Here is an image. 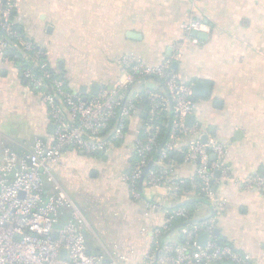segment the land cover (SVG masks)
Masks as SVG:
<instances>
[{
  "label": "crops",
  "instance_id": "obj_1",
  "mask_svg": "<svg viewBox=\"0 0 264 264\" xmlns=\"http://www.w3.org/2000/svg\"><path fill=\"white\" fill-rule=\"evenodd\" d=\"M12 19L23 37L44 49L63 89L81 98L93 95L94 85L99 92L120 79L122 55L133 53L156 65L180 44L174 67L179 77L209 85L206 95H194L190 125L198 124L205 138L226 149L230 178L214 189L220 203L216 240L248 252L251 264H264V193L235 182L264 176V0H15ZM191 19L210 27L205 39L195 36L198 44L180 27ZM21 73L11 54L0 53V155L5 146L21 153L36 138L49 143L53 138L40 92L29 88ZM146 85L136 82L134 88ZM142 118H131L124 138L105 152L79 157L68 149L50 166L74 185L83 206L93 208L87 219L95 236L92 243L87 238L89 250L106 257L126 254L130 264L151 248L152 229L162 226L166 211L184 206L191 219L173 222L162 241L181 242L183 227L213 216L211 201L192 185L194 164L176 152L170 157L176 174L187 180V194L172 197L164 187L144 185L140 199L131 196L122 177L135 159L133 141Z\"/></svg>",
  "mask_w": 264,
  "mask_h": 264
},
{
  "label": "built area",
  "instance_id": "obj_2",
  "mask_svg": "<svg viewBox=\"0 0 264 264\" xmlns=\"http://www.w3.org/2000/svg\"><path fill=\"white\" fill-rule=\"evenodd\" d=\"M14 8L15 0H0V53L11 54L21 67L27 86L40 92L54 131L50 143L36 138L27 152L19 153L8 146L2 149L0 264H130L126 254L106 257L89 250L87 219L57 182L50 166L58 163L68 149L87 155L105 152L112 143L124 138L131 118L143 116L141 129L133 141L135 159L122 177L131 196L140 199L144 185L164 187L172 197L180 192L187 194L189 188L183 187L187 180L176 174L169 157L176 152L194 164L192 185L198 194L211 201L213 216L183 227L181 242L162 241L163 231L174 220L191 219L184 206L166 211L162 226L152 229L151 248L136 264H251L248 252L216 240L215 218L220 203L213 186L230 178L225 165L226 149L210 137L203 141L199 125L186 122L196 102L192 83L182 80L173 67L180 44L175 43L174 53L156 65L145 63L133 53L122 55L118 60L120 79L82 99L63 89L44 49L16 30L12 19ZM180 27L194 44L200 40L192 32L210 31L201 19H191ZM136 82L148 85L137 91ZM163 125L168 136L161 144L159 134ZM215 171H219L218 177ZM235 182L245 190L264 193V176L259 174ZM147 206L153 209L156 205L148 202ZM201 231L207 233L203 246L196 242Z\"/></svg>",
  "mask_w": 264,
  "mask_h": 264
},
{
  "label": "water",
  "instance_id": "obj_3",
  "mask_svg": "<svg viewBox=\"0 0 264 264\" xmlns=\"http://www.w3.org/2000/svg\"><path fill=\"white\" fill-rule=\"evenodd\" d=\"M192 35L196 36V37H199L201 39H205L206 36H207V34L204 33V32H192ZM175 66H176V63L174 62L173 63V67H175ZM95 87H96V90L95 89H91L90 90L93 95L98 93L97 88L99 86H95V85L92 86V88H95ZM208 90H209V85H207L205 82L196 81V82L192 83V93H193V95H196V96L206 95ZM80 92L83 93V94L85 93V87L84 86H82L80 88ZM82 99H86V97L83 96ZM191 121H192V115H188L187 118H186L187 124L190 125ZM49 128H50V132L54 131V125L52 123L50 124ZM202 140L203 141L206 140L205 136L202 137ZM172 154H173V152L170 153V155H172ZM213 157L214 156L211 155V158H213ZM214 175L216 177H218L219 176V171H215ZM261 176H263V173H261ZM214 189H215V185L213 186V190ZM214 233L215 234L218 233V229L217 228H214ZM54 235H56V233ZM206 240H207V233L206 232L201 231V232H199L197 234V236H196L197 244L203 246L205 244Z\"/></svg>",
  "mask_w": 264,
  "mask_h": 264
},
{
  "label": "rangeland",
  "instance_id": "obj_4",
  "mask_svg": "<svg viewBox=\"0 0 264 264\" xmlns=\"http://www.w3.org/2000/svg\"><path fill=\"white\" fill-rule=\"evenodd\" d=\"M74 152H76V154L79 156V157H92V156H94V155H87V154H83V155H81V154H79V151H77V150H74ZM51 172H52V174L54 175V177H55V179L57 180V182L61 185V187H62V189H64L65 190V192L67 191L69 194H70V197L73 199V201L76 203V204H78V206L82 209V211H83V213H84V215H85V217H86V219H88V216H89V218L91 219V213L93 212V208L91 207V205H89L88 204V206L87 205H82L81 204V202L76 198V196L78 195L77 194V190H76V188L74 187V185H72V186H69V183H68V181H66V179H65V177L63 178L62 177V175L61 174H55L52 170H51ZM74 172H79V169H77V167H75V169H74ZM92 172V171H91ZM81 188V187H80ZM73 190V193L70 191V190ZM86 190H84L83 192L84 193H86L85 192ZM66 192V193H67ZM67 193V194H68ZM68 194V195H69ZM94 200H96V199H94ZM86 202V201H85ZM136 202H140V201H136ZM87 207H88V209H87ZM86 208V210H84ZM90 211V212H89ZM89 220V219H88ZM88 220H87V222H88ZM90 222V229H89V226L87 227V230H86V244H87V238H88V236H89V240H90V242L92 243L93 241H94V239H95V236H94V233L93 232H91V227H93L94 228V226H93V222H91V221H89ZM89 222H88V225H89ZM87 247H88V244H87ZM89 248V247H88Z\"/></svg>",
  "mask_w": 264,
  "mask_h": 264
},
{
  "label": "trees",
  "instance_id": "obj_5",
  "mask_svg": "<svg viewBox=\"0 0 264 264\" xmlns=\"http://www.w3.org/2000/svg\"><path fill=\"white\" fill-rule=\"evenodd\" d=\"M167 122H169L168 120H167ZM168 129H167V127L166 126H161V131H160V134H159V143H163L166 139H167V136H168ZM169 157H170V155H169ZM184 188H188L187 186H186V184L183 186ZM200 196H202L201 194H200ZM176 220H181V221H184V220H182V219H180V218H177ZM176 220H174V222L176 221ZM225 243H229V242H223V243H220V244H225ZM229 244H231V243H229Z\"/></svg>",
  "mask_w": 264,
  "mask_h": 264
}]
</instances>
